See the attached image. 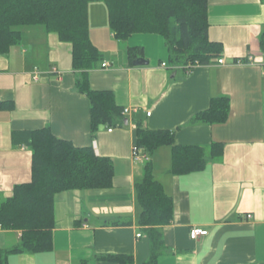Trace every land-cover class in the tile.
Here are the masks:
<instances>
[{"label": "crops", "instance_id": "obj_1", "mask_svg": "<svg viewBox=\"0 0 264 264\" xmlns=\"http://www.w3.org/2000/svg\"><path fill=\"white\" fill-rule=\"evenodd\" d=\"M90 5L95 3L88 6L89 27ZM92 7L125 57L118 62L101 54L97 66L83 73L88 89L109 91L121 112H136L121 116L122 124L100 125L91 134L90 103L77 88L82 72L72 69L70 45L42 27L19 29L18 45L0 54V203L15 186L31 181L29 134L44 128L110 160L112 185L57 195L52 248L9 254L7 264H116L103 258L118 255L131 256L133 264L149 260L151 242L147 228L138 224L135 198V185L149 162L173 204L172 220L155 228L162 242L156 264H264V0H207L208 38L221 44L222 52L188 74L168 64L161 35L134 34L117 41L106 6ZM94 36L90 28L95 46ZM129 48H141L144 54L129 57ZM248 57L253 61L235 63ZM219 59L224 64H217ZM138 60L148 65L134 66ZM35 71L40 72L37 81ZM218 98L228 100L226 120L201 123L197 115ZM138 125L173 133L180 147L200 148L206 165L197 172L173 173L170 146L151 155L139 149L143 160L133 161ZM192 227L207 235L192 241ZM20 236L0 228V250L18 246Z\"/></svg>", "mask_w": 264, "mask_h": 264}, {"label": "trees", "instance_id": "obj_2", "mask_svg": "<svg viewBox=\"0 0 264 264\" xmlns=\"http://www.w3.org/2000/svg\"><path fill=\"white\" fill-rule=\"evenodd\" d=\"M106 6L108 25L117 41L134 34H159L166 43L168 64L208 65L222 52L221 44L208 38L207 0H0V54L18 45L20 27H42L46 33L71 47L74 71L82 72L77 88L90 103V131L100 125L122 124L118 108L109 91L88 89L87 73L102 60V55L89 39V3ZM264 50V28L260 38ZM129 57L144 54L141 48H129ZM228 100L210 101L208 108L197 115L207 125L223 123L228 116ZM135 145L151 155L161 146H170L172 172L187 174L204 168L206 159L198 147L175 145L173 133L149 131L140 125L135 130ZM32 151L31 181L15 186L12 196L0 203V228L19 231L20 244L9 251L0 250V264H7V255L41 253L52 248L56 196L63 192L110 189L113 165L107 158L94 154L91 146L75 147L53 137L49 128L29 134ZM215 149L220 146H213ZM135 198L140 208L138 224L147 228L151 256L143 264H156L162 248L156 227L167 225L173 218V204L161 184L154 179L150 162L135 185ZM116 264H133L131 256L104 257Z\"/></svg>", "mask_w": 264, "mask_h": 264}, {"label": "rangeland", "instance_id": "obj_3", "mask_svg": "<svg viewBox=\"0 0 264 264\" xmlns=\"http://www.w3.org/2000/svg\"><path fill=\"white\" fill-rule=\"evenodd\" d=\"M92 6H103V3L98 2V3H95V5H90V8H91L90 26L91 27L89 28H91V31L96 36V40L94 43L99 53L102 55H105L108 58H112L113 61L116 60L119 62L120 59L123 60L125 57V54H123V51L119 47H117L112 42H110L109 38L107 37L108 36L107 32L104 30L102 26L103 21H102L101 15L96 14V12L93 11ZM104 26L106 27V30H107L108 29L107 24ZM21 28L22 27H20L19 29ZM150 53H152V50ZM150 53L148 55H150ZM177 67H182V66H175V68Z\"/></svg>", "mask_w": 264, "mask_h": 264}, {"label": "built area", "instance_id": "obj_4", "mask_svg": "<svg viewBox=\"0 0 264 264\" xmlns=\"http://www.w3.org/2000/svg\"><path fill=\"white\" fill-rule=\"evenodd\" d=\"M252 61H253L252 57H248L246 61L241 60V61H236L235 63H247V62L250 63ZM217 64H219V65L224 64V60L219 59L217 61ZM197 65H198V63L189 64V65H186V66L182 67L181 69L188 74V73H191ZM108 66H109L108 64H102V68H106ZM161 66L165 67V64H161ZM39 75H40V72H38V71L34 72L33 78H34L35 81L38 80ZM135 112H136V109L125 108V109L122 110L121 115L123 117H125V116L130 115V114L135 113ZM146 115L148 117L150 115V113L147 112ZM142 157L143 156L139 153V149L137 148V146L133 145L132 149H131V158H132V160L135 161V162H140V161L143 160ZM247 218H250V216H247ZM206 235H207V231L206 230H203V229H200V228H196V227H194V228L192 227L190 229V231H189V238L192 241L193 240L196 241L200 237H203V236H206ZM137 237L139 238V234H138Z\"/></svg>", "mask_w": 264, "mask_h": 264}, {"label": "water", "instance_id": "obj_5", "mask_svg": "<svg viewBox=\"0 0 264 264\" xmlns=\"http://www.w3.org/2000/svg\"><path fill=\"white\" fill-rule=\"evenodd\" d=\"M133 65H134V66H145V67H146V65H148V63L145 62L144 60H138V61H135V62L133 63Z\"/></svg>", "mask_w": 264, "mask_h": 264}]
</instances>
